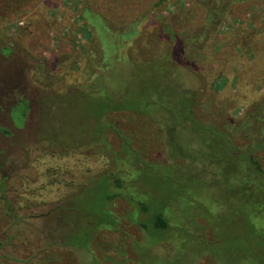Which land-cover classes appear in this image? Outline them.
<instances>
[{"label":"rangeland","instance_id":"obj_1","mask_svg":"<svg viewBox=\"0 0 264 264\" xmlns=\"http://www.w3.org/2000/svg\"><path fill=\"white\" fill-rule=\"evenodd\" d=\"M5 1L0 0V264H243V258L264 264V184L242 189L241 158L229 149H208L210 135L192 126L163 127L174 143L169 147L155 128L130 113L109 116L119 131L110 133L100 117H108L112 104L92 88L71 91L83 81L94 38L81 16L85 0H23L12 10ZM89 2L118 25L139 22L146 47L137 53L144 60L163 56L176 37L201 23L192 0ZM233 2L209 52L185 61L202 73V110L238 119L264 95V45L249 37L264 29V0ZM150 72L130 81L124 109L140 111L150 97L170 96L166 87L176 76L166 68ZM182 98L173 93L172 110ZM170 151L187 159L186 167L162 165V152ZM111 174L125 177L119 199L110 200L117 193L109 187L117 186L107 178ZM160 213L170 233L153 229ZM186 238L188 256L178 250L172 260L161 256ZM65 239L79 247H59Z\"/></svg>","mask_w":264,"mask_h":264},{"label":"trees","instance_id":"obj_2","mask_svg":"<svg viewBox=\"0 0 264 264\" xmlns=\"http://www.w3.org/2000/svg\"><path fill=\"white\" fill-rule=\"evenodd\" d=\"M2 1L4 2L5 0ZM89 1L90 0H85L86 6L82 10L81 16L91 29L94 38L86 54L88 64L83 70V81L80 85L74 86L71 91L82 94L92 88L94 89L93 92L104 96L103 98L105 101L110 103V105L112 104L111 109L108 111V117L106 119L100 117L102 118L100 124L109 126L110 133L114 132L117 135L119 131L114 123L108 121L109 116L113 119L130 113L135 118L139 119L142 124L148 125V128H155L156 133L160 134L162 140L168 143L169 147L174 146V143L165 138L163 127L169 128L170 130L176 129L177 126H192L199 128V130L207 132L211 137V139H209L210 145L208 149L215 147L216 153H220V149L223 152V148L229 149L233 158L234 156L241 158L244 164V172H246V174L242 176V189L244 188L247 191H251L256 187L257 182L263 185L264 165L261 161L264 160V95L256 99L253 104H251L250 108L238 119H229L228 116H217L206 113L201 108L202 99L206 94L205 82L201 76L202 73L198 68L195 69L194 65L185 61L186 57L188 58L194 55L202 56L209 52L214 33L227 18V14L234 3L233 0H192L194 9L200 12L201 23L193 32L186 36L176 37L174 42L168 44L167 50L163 56L158 57L157 55H151L148 60L141 59L143 58L142 55L137 53L138 50H145L146 47L143 40H141L143 38V32L139 28V22H127L124 25H118L106 16L92 9ZM21 2H23V0H6L5 7H9L8 9L11 8L12 10L16 5L22 4ZM11 6L14 7L12 8ZM249 37H251L250 40L255 45L257 42L260 43L261 46L264 45V29L261 31L252 30L251 36ZM145 55L149 56L147 52L144 56ZM164 68L168 69L171 75L176 76V83L172 82L174 83L173 86L169 85L167 86L168 88L166 87V90H168L167 94L170 96L164 98L163 101L153 100V98L150 97L140 111L129 108L124 109V103L127 102L131 89L130 86H132L131 82H133V78H136L135 75H143L150 70H152V73L156 72L159 74ZM138 69L140 70L134 74V77L132 76V79H128V77ZM152 73L150 75H152ZM152 84L154 83L152 82ZM154 90L155 87L151 88V91L149 89L148 93H153ZM169 91L171 93H169ZM173 93H179L181 97H183L181 102L184 101L181 106V102H177L178 107L176 110H172ZM218 131H220V133H218ZM99 141L102 142L103 140L100 138L96 140V142ZM193 145L198 144L193 143L191 147L194 148ZM96 147L97 146L90 148L89 146L92 151L97 149ZM197 149H200V147H197ZM164 153L165 152H162L165 163H162V165L171 166L172 169L174 168L173 165L175 166L176 164L180 165L182 168L186 167L188 162L185 163V161L187 159L179 158L178 154L172 155L171 151L170 156L169 153ZM210 157L207 162L211 164V166H214L215 158L213 159L212 156ZM216 157L218 158L219 155ZM206 166L208 167L209 165L206 164ZM118 175L119 174H111L109 176L110 178L107 176L109 180H113L117 185H109L110 188H114V191L117 192L111 196L110 200L119 199V193L124 189L122 181L125 177L123 174L120 176ZM142 213L147 214L146 210H143ZM256 216L260 219L262 217L261 213ZM164 217V213L155 215L153 229L161 230L167 234L171 232V226ZM103 224L106 223L103 222ZM12 227L13 226H11V228ZM141 228L144 229L145 226L141 224ZM58 233L56 240L59 239L60 235L63 240L64 237L62 232L60 231ZM189 239L186 238V242L182 245L170 244V249H165L163 255L160 253L161 256L172 260L177 250L178 254H180V251H185L184 253L187 254V245H189L187 240ZM57 245H61L59 247H79L71 244L67 239H65L62 244ZM57 245L52 243L50 246ZM158 246H160V244L157 242V245L153 247ZM85 248L86 247H83V249ZM47 250L49 249L45 247L42 253H45ZM201 253L202 252L199 254L201 255ZM171 254H173V256H170ZM95 261L94 263L99 264L98 260ZM247 262H250L249 259L243 258L242 263L248 264ZM53 263H57L55 258ZM226 263L227 262H225V264ZM250 263L252 264V262ZM75 264L77 263L75 262ZM79 264H82V262L80 263L79 261ZM221 264H224L223 260Z\"/></svg>","mask_w":264,"mask_h":264},{"label":"flooded vegetation","instance_id":"obj_3","mask_svg":"<svg viewBox=\"0 0 264 264\" xmlns=\"http://www.w3.org/2000/svg\"><path fill=\"white\" fill-rule=\"evenodd\" d=\"M22 107L21 106H19V108H15V111L17 112H20V109H21Z\"/></svg>","mask_w":264,"mask_h":264}]
</instances>
